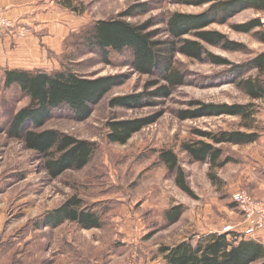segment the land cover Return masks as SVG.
I'll use <instances>...</instances> for the list:
<instances>
[{"label":"rangeland","instance_id":"rangeland-1","mask_svg":"<svg viewBox=\"0 0 264 264\" xmlns=\"http://www.w3.org/2000/svg\"><path fill=\"white\" fill-rule=\"evenodd\" d=\"M60 2L42 0L40 10L58 12L52 14V20L66 27L67 32H78L94 21L116 17L135 6L143 7L140 12L145 13L129 19L131 23L144 24L151 20L155 25L150 30L161 31L164 23L159 22L169 14H199L208 7L181 4L177 0H70L71 8H75L70 11ZM253 18H261L264 23V14L248 9L225 24H212L207 28L244 44L249 54L227 52L205 44L206 50L231 64H242L254 55L264 53V45L252 35L237 33L231 28ZM164 37L162 30L160 38ZM57 42L55 51L46 52V70L59 69L62 63L90 78L127 74L128 79L123 85L114 87L84 121L76 120L67 111L53 113L43 129L94 142L96 150L83 169L66 171L56 179H50L37 155L26 150L20 141L6 136L5 130L12 116L27 105L28 99L3 88L0 69V264H165L159 254V248L163 246L171 247L188 239L195 240L197 236L220 232L225 226H231L239 233H251L252 230L245 229L242 224L231 195L244 191L264 201L259 198L264 193V177L260 173L264 170L261 158L264 155V101H255L260 106L255 117L256 127L260 129L259 140L250 145L224 147L235 163L211 172L206 164L190 162L181 149L183 144L198 139L193 130H242L237 117L185 121L177 117L179 111L195 110L198 107L195 102H251L233 83L230 67H218L207 61L197 62L177 55V66L186 77L183 87L176 89L170 97L156 99L149 105L110 109L109 99L140 93L150 79L128 67L104 64L84 45L71 42V48L63 51V41ZM247 76L255 77L256 73L253 71ZM145 117L157 119L134 134L125 145L106 140V124L112 119ZM163 150H171L177 156L192 197L176 187L174 176L158 160L159 152ZM209 174L215 175L217 181L210 180ZM73 196L99 214L101 228L87 230L71 222L56 228L37 227L46 212ZM178 205L185 211L176 223L168 225L164 214Z\"/></svg>","mask_w":264,"mask_h":264},{"label":"trees","instance_id":"trees-1","mask_svg":"<svg viewBox=\"0 0 264 264\" xmlns=\"http://www.w3.org/2000/svg\"><path fill=\"white\" fill-rule=\"evenodd\" d=\"M65 9L71 8L70 0H61ZM181 4L207 9L199 14L173 12L161 20L165 31L150 30L155 25L149 20L144 24L131 23L143 7L135 6L117 14L116 17L97 20L83 30L69 32L62 46L71 48L75 42L94 53L104 64H118L132 72L146 76L150 80L144 90L137 94L115 96L108 100V107L139 108L156 99H164L186 84L185 74L177 66L175 57L181 55L197 62H208L218 67H230L233 83L249 98L246 104H202L192 111H179L177 117L185 121L203 117L229 116L241 121L242 130L201 131L193 130L197 140L181 146L192 163L208 165L209 170H220L233 162L225 146H245L256 143L260 138L255 117L260 106L255 101H264V53L254 55L242 64H231L225 58L208 52L205 44L219 47L227 52L249 54L248 48L230 40L226 35L207 30L212 24H225L238 13L252 9L264 14V0H177ZM157 25V24H156ZM237 32L252 35L264 45V23L261 18H253L242 24L232 25ZM75 35V36H74ZM74 36V37H73ZM74 40V41H72ZM60 64V63H59ZM256 76H247L250 72ZM2 85L5 90H13L28 99L27 105L19 109L11 118L6 136L20 141L26 150L33 152L42 161V169L50 179H56L66 171H79L91 160L96 144L76 139L53 129H43L54 112L67 111L76 120L84 121L92 110L114 88L123 85L127 74L107 75L90 78L61 63L59 69L2 71ZM157 117L130 120L112 119L106 124L108 143L125 145L143 128L154 123ZM158 160L167 172L174 176L176 187L192 197L186 175L177 156L171 150L159 152ZM210 180L217 181L209 174ZM181 205L172 207L164 214L168 225L176 223L184 213ZM65 222L77 224L82 229H99L102 222L99 214L89 206H83L80 199L70 197L57 208L46 212L39 228H56ZM165 264H264V245L245 235L234 232H213L188 239L171 247L159 248Z\"/></svg>","mask_w":264,"mask_h":264},{"label":"crops","instance_id":"crops-1","mask_svg":"<svg viewBox=\"0 0 264 264\" xmlns=\"http://www.w3.org/2000/svg\"><path fill=\"white\" fill-rule=\"evenodd\" d=\"M42 0H0V13L25 27L29 33L17 38L10 31H0V69L46 70V52L55 51L57 41H64L68 35L66 27L52 20V14L40 10ZM41 11V12H40ZM261 157V156H260ZM264 160V155L261 157ZM260 173L263 174L264 170ZM264 199V193L259 195ZM242 225V224H240ZM246 229V227H245ZM244 234V233H242ZM246 239L259 241L264 245V228L244 234Z\"/></svg>","mask_w":264,"mask_h":264},{"label":"built area","instance_id":"built-area-1","mask_svg":"<svg viewBox=\"0 0 264 264\" xmlns=\"http://www.w3.org/2000/svg\"><path fill=\"white\" fill-rule=\"evenodd\" d=\"M10 31L17 38H24L29 33L25 27L17 26L11 18L0 13V31ZM233 203L237 206L242 224L248 230H258L264 228V201L257 200L244 191H237L231 195ZM231 226H225L220 232H234Z\"/></svg>","mask_w":264,"mask_h":264}]
</instances>
